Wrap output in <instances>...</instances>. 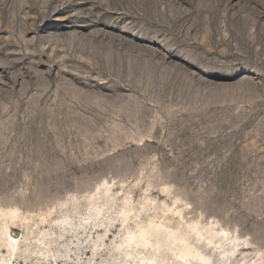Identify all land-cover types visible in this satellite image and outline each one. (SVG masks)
Here are the masks:
<instances>
[{
    "label": "rangeland",
    "instance_id": "obj_1",
    "mask_svg": "<svg viewBox=\"0 0 264 264\" xmlns=\"http://www.w3.org/2000/svg\"><path fill=\"white\" fill-rule=\"evenodd\" d=\"M149 222L264 264V0H0V264H130Z\"/></svg>",
    "mask_w": 264,
    "mask_h": 264
},
{
    "label": "bare ground",
    "instance_id": "obj_2",
    "mask_svg": "<svg viewBox=\"0 0 264 264\" xmlns=\"http://www.w3.org/2000/svg\"><path fill=\"white\" fill-rule=\"evenodd\" d=\"M95 211L94 219L99 215V210ZM13 214V209H9L2 213L3 216L10 217H12ZM91 217L92 214L81 222L84 230L88 225H92L90 228L95 227V224L88 221ZM67 221L60 226L61 229H66L68 225ZM190 229L193 235H197V243L188 240V232L179 235L173 229L153 222H149L147 225H137L134 229L126 228L125 235L121 239L117 251H120L119 249L122 248L124 258L127 259L130 264H213L209 257L205 256L202 248L210 247L214 237L220 241L224 240L223 234L215 233L209 238L205 237L204 239L207 240V243L204 241L201 243V239L206 232L202 233L197 227V224L190 225ZM43 235L42 233V236ZM200 243L201 246L199 245ZM0 244L4 247L3 250H6L10 256L17 248V239L8 233L7 227H0ZM229 245L230 243L228 246ZM235 246L236 244H233L231 248L233 249ZM42 249V247H39V251H42ZM52 262L53 260L51 259L47 261V263ZM219 262L221 264L223 261L219 259ZM1 264H5V262Z\"/></svg>",
    "mask_w": 264,
    "mask_h": 264
}]
</instances>
